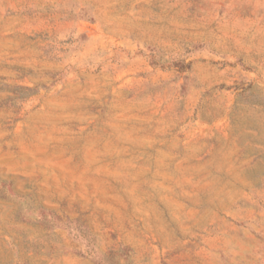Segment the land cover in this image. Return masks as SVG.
Instances as JSON below:
<instances>
[{
	"label": "rangeland",
	"instance_id": "obj_1",
	"mask_svg": "<svg viewBox=\"0 0 264 264\" xmlns=\"http://www.w3.org/2000/svg\"><path fill=\"white\" fill-rule=\"evenodd\" d=\"M0 264H264V0H0Z\"/></svg>",
	"mask_w": 264,
	"mask_h": 264
}]
</instances>
